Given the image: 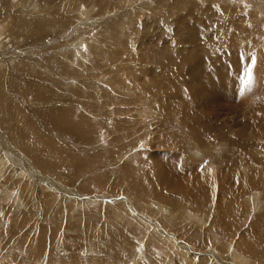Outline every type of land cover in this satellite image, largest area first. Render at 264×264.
I'll list each match as a JSON object with an SVG mask.
<instances>
[{
	"label": "rangeland",
	"instance_id": "374dc122",
	"mask_svg": "<svg viewBox=\"0 0 264 264\" xmlns=\"http://www.w3.org/2000/svg\"><path fill=\"white\" fill-rule=\"evenodd\" d=\"M240 22L264 42V0H0V264H264V48ZM232 47L249 99L217 102L191 67Z\"/></svg>",
	"mask_w": 264,
	"mask_h": 264
},
{
	"label": "bare ground",
	"instance_id": "6f19581e",
	"mask_svg": "<svg viewBox=\"0 0 264 264\" xmlns=\"http://www.w3.org/2000/svg\"><path fill=\"white\" fill-rule=\"evenodd\" d=\"M189 14V13H188ZM193 14V13H192ZM198 14V13H197ZM201 14V13H200ZM194 17V16H193ZM198 17V16H197ZM21 18V17H20ZM23 18V17H22ZM24 19V18H23ZM22 19V20H23ZM203 19V18H202ZM256 21V20H255ZM257 23V21L255 22V24ZM19 24V23H18ZM240 24L242 25V26H240L239 25V27H238V31H239V34L240 35H238V36H235V35H233V33H232V35H228V39L230 40V41H232L233 42V44L234 43H241V42H244V43H246L247 45L248 44H250V42L252 43V44H259V47H262V48H264V42H263V40H261V42L260 43H258L257 41H255L254 40V37H255V35L257 34V35H259L260 36V31L258 30H255V35H253V32H252V30H250V29H247V28H245L244 27V25H243V23H241L240 22ZM182 27H183V25H182ZM240 27H241V29H240ZM246 29V32H243V31H240V30H242V29ZM189 29V27L185 24V26H184V29L183 30H188ZM180 30V29H179ZM235 31V30H234ZM33 32V31H32ZM257 32V33H256ZM244 34V35H243ZM249 34L251 35V37L249 38ZM192 35V34H191ZM242 35H243V37H242ZM254 36V37H253ZM224 37V36H223ZM227 37V36H226ZM261 37H263V33H262V36ZM260 37V38H261ZM189 38V37H188ZM263 39H264V37H263ZM189 40V39H188ZM187 40V41H188ZM216 40V39H215ZM243 40V41H242ZM204 41V40H203ZM227 41V40H226ZM189 42V41H188ZM223 42V41H222ZM211 43V42H210ZM224 43V42H223ZM194 44V43H193ZM217 44H218V42H217ZM215 45V44H214ZM213 46V45H212ZM190 47V46H189ZM234 47V46H233ZM233 47H232V50L230 51V55H225L224 56V54L220 57V65L222 64L223 66L222 67H220V69H219V71H218V73H215L214 71V75H213V77H211V71H212V69H209V73L207 74V76H205L206 75V73L204 72V69L206 70L207 69V71H208V68H211V67H209L211 64H208V61L206 62V63H204V67H202V65L201 66H199V67H195V68H193V67H191V70H192V72H194V74L196 75H194V74H192L191 73V81H192V83H193V85L194 86H196L195 84H198V85H202L201 87H197L196 86V89L197 90H200V91H202L203 93L204 92H206V93H208V96H210L209 95V93H211V94H213L214 96H217V100H215V101H217V102H220L221 100L222 101H224V99H223V97H224V95H227V97L228 98H230L231 96H234L232 93H233V85H234V89H235V93H236V91L238 92V90H237V88H236V84H233L234 82H236L237 83V79L234 81V74H237L238 75V73H240V72H242L241 71V68L242 67H247V64H248V61H245V63L243 64V66H241V63L239 64L240 66L239 67H237V68H232L231 66H230V64L232 63V61L234 60V58H236L235 56V54L237 53V52H240V49H236V50H234L236 47H234V49H233ZM239 47V46H238ZM242 48V47H241ZM210 49V48H209ZM214 49V48H213ZM243 49V48H242ZM261 49V48H260ZM194 49H192V50H190V52L188 53V55L186 56V57H188V58H190V59H193V60H196V61H198V60H206V59H208V58H210V61H214V59L213 58H211L210 57V55L208 56V54L207 53H205V50H202L201 52H202V54L199 52V51H193ZM201 50V49H200ZM219 50V49H218ZM257 50H259V49H257ZM214 51H216V49H214ZM220 51V50H219ZM262 51V50H261ZM257 52V51H256ZM212 53V52H211ZM215 53V52H214ZM224 53V52H223ZM259 53V55H257V60H255L254 59V61H255V64H252L251 66H252V69L253 68H258V66H257V62H259V61H261V60H263L264 61V59L262 58L261 59V57L262 56H260L262 53H260V52H258ZM212 55V54H211ZM238 57H239V54L237 55ZM244 56V55H243ZM250 56V55H249ZM248 56V57H249ZM223 57V58H222ZM247 57V58H248ZM182 58V57H181ZM217 58H219V56H217ZM225 58V59H224ZM209 60V59H208ZM216 60H218V59H216ZM235 61H236V59H235ZM247 62V63H246ZM251 62V61H250ZM201 64V63H200ZM207 66V67H206ZM257 66V67H256ZM241 67V68H240ZM190 68V67H189ZM181 70H183V69H181ZM244 71V70H243ZM190 72V71H189ZM210 77L209 79H206L207 77ZM240 76L241 75H239V77L238 78H240ZM243 76V75H242ZM204 77V78H203ZM215 77V78H214ZM247 78L242 82H239V84L237 83V85H239V88L241 89V90H243L244 91V96L243 95H239L240 97H241V99L244 101V100H247V93H246V95H245V90H247L248 88H249V84H251L250 82H248V80L249 79H251V77L253 78V82H254V84L252 85V87H254V90H252L253 92H251V96H252V93L254 94V96L256 95H258L257 97H261L260 96V94L262 93L261 91H263V93H264V85L262 86V88H255L256 86H255V79H254V77L252 76V75H250V78L248 79V76H246ZM1 78V77H0ZM239 80H241V79H239ZM251 81V80H250ZM252 82V81H251ZM249 83V84H248ZM163 84V83H162ZM188 86V85H187ZM190 87V86H189ZM250 89H252L251 87H250ZM219 91H222V94L220 95L219 93L218 94H216L217 92H219ZM248 91H251V90H248ZM238 93H240V92H238ZM229 94V95H228ZM232 94V95H231ZM203 95V94H202ZM237 96V95H236ZM249 96V95H248ZM206 97V96H205ZM211 97V96H210ZM203 98V97H202ZM252 99H254L253 98V96L251 97ZM264 98V97H263ZM13 99V98H12ZM214 99V98H213ZM216 99V98H215ZM233 99H235V97L233 98ZM249 99V98H248ZM262 99V98H261ZM260 99V100H261ZM210 100V99H209ZM241 100V101H242ZM258 100V99H257ZM256 100V98L254 99V101H257ZM263 100V99H262ZM236 101V100H235ZM237 101H238V99H237ZM240 101V100H239ZM251 101V100H250ZM264 101V100H263ZM214 102V101H213ZM249 102V101H248ZM235 103H237V102H235ZM261 103V102H260ZM216 104V103H215ZM264 104V103H263ZM258 105H260V104H258ZM257 105V106H258ZM261 106H264V105H261ZM14 107V109H16V107L15 106H13ZM263 110H264V108H263ZM262 110V111H263ZM256 114V113H255ZM254 115V114H253ZM260 115V114H259ZM21 116V115H20ZM20 116H19V119H20ZM259 117V116H258ZM18 118V117H17ZM16 118V119H17ZM262 118H264V117H262ZM20 120H22V119H20ZM259 121V120H258ZM22 122V121H21ZM29 123V122H28ZM261 124V123H260ZM254 125V124H253ZM263 126V125H262ZM246 127H248V126H246ZM243 128H245V126L243 127ZM24 129V128H23ZM27 129V128H26ZM257 129V128H256ZM264 129V128H263ZM205 130L207 131V128H205ZM29 132V131H28ZM30 133V132H29ZM243 133L244 132H242V130L241 131H236V132H233L232 134V138L230 137V143L233 145V146H240L241 147V145H243L244 144V142L246 141L245 139H244V137H245V135L243 136ZM260 133V132H259ZM27 134V133H26ZM230 134V133H229ZM245 134V133H244ZM32 136V135H31ZM262 136H264L263 134H262ZM260 137H261V133H260ZM243 138V139H242ZM43 139V138H42ZM199 139H201V138H199ZM216 139V138H215ZM222 139V138H221ZM220 139V140H221ZM261 139H264V137L262 138L261 137ZM44 140V139H43ZM244 140V142L243 143H241L242 141ZM249 140V139H248ZM30 141L32 142L33 140L32 139H30ZM29 142V141H28ZM246 142H248V141H246ZM34 143V142H33ZM251 143V142H250ZM43 144V143H42ZM244 145H248V143H246V144H244ZM250 145V144H249ZM256 146V145H258L259 147H264V145H263V143L262 142H256V143H254L253 144V146ZM40 147V146H39ZM242 147H244V146H242ZM249 148H251L250 146H248ZM258 148V147H257ZM242 149V148H241ZM244 149V148H243ZM38 153V152H37ZM172 182V181H171ZM183 185H185L184 183H182ZM22 195V194H21ZM20 195V196H21ZM43 202H45V201H43ZM42 204V203H41ZM241 245V244H240Z\"/></svg>",
	"mask_w": 264,
	"mask_h": 264
},
{
	"label": "crops",
	"instance_id": "0c3cea01",
	"mask_svg": "<svg viewBox=\"0 0 264 264\" xmlns=\"http://www.w3.org/2000/svg\"><path fill=\"white\" fill-rule=\"evenodd\" d=\"M183 183V182H182Z\"/></svg>",
	"mask_w": 264,
	"mask_h": 264
}]
</instances>
